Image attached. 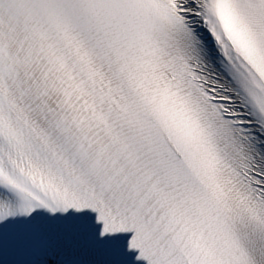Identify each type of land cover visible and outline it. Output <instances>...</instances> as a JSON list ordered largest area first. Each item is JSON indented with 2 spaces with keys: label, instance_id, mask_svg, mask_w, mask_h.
Here are the masks:
<instances>
[{
  "label": "snow or ice",
  "instance_id": "1",
  "mask_svg": "<svg viewBox=\"0 0 264 264\" xmlns=\"http://www.w3.org/2000/svg\"><path fill=\"white\" fill-rule=\"evenodd\" d=\"M0 264H264V0H0Z\"/></svg>",
  "mask_w": 264,
  "mask_h": 264
}]
</instances>
